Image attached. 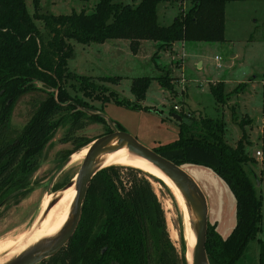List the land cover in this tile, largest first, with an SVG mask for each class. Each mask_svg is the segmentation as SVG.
Instances as JSON below:
<instances>
[{
	"label": "trees",
	"instance_id": "16d2710c",
	"mask_svg": "<svg viewBox=\"0 0 264 264\" xmlns=\"http://www.w3.org/2000/svg\"><path fill=\"white\" fill-rule=\"evenodd\" d=\"M41 1L33 0L35 10L31 12L26 0H0V207L34 188L32 177L59 126L88 115L81 106L93 108L83 97L71 93L66 85L69 80L76 79L85 94L104 102L114 97L111 90L105 93L107 85L69 68L74 50L71 39L89 43L127 38L133 51L145 39L159 41L160 47H172L179 40H223L226 5L232 0H191V6L169 24L159 22L157 6L162 0H140L137 4L98 0L92 11L73 9L69 13L41 12ZM37 19L45 22V30L38 26ZM102 78L117 80L119 76ZM151 78H134L132 90L138 99L144 98ZM159 78L171 82L168 76ZM244 84L239 83L236 90ZM224 85L223 80L211 83V91L222 103L228 97ZM38 88L47 95L22 130L12 135L10 116L16 100ZM65 108L68 111L57 115ZM178 113L183 117L179 136L154 148L183 166L186 162L209 166L228 184L236 199V223L223 236L216 223L209 221L206 249L211 264H238L249 240L261 229L262 219L261 198L253 180L256 159L245 151L247 132L244 129L242 138L232 145L225 140L222 118ZM90 117L108 123L99 113ZM241 124L244 126V122ZM117 179L118 164L107 165L93 176L79 224L67 244L64 264H110L113 258L130 264H152L156 196L151 188L143 189L137 183L128 188L122 185V189ZM182 246L183 262L188 264L185 240Z\"/></svg>",
	"mask_w": 264,
	"mask_h": 264
},
{
	"label": "rangeland",
	"instance_id": "374dc122",
	"mask_svg": "<svg viewBox=\"0 0 264 264\" xmlns=\"http://www.w3.org/2000/svg\"><path fill=\"white\" fill-rule=\"evenodd\" d=\"M26 1L29 10L34 12L33 0ZM97 1L42 0L41 12L92 11ZM121 1L137 4L140 0ZM190 6L191 0H162L157 6L159 22L171 23ZM225 13L223 40H187L185 43L179 40L172 47H160L159 41L145 39L137 51H133L131 40L127 38L89 43L71 39L74 50L69 59V68L107 85L105 93L111 90L114 97L104 102L100 97L87 95L76 79L69 80L66 85L74 96L83 97L93 105V108H88L90 111H102L150 147L179 136V121L173 116L179 111L197 118H222L225 122V140L232 145L242 138L245 129V151L256 159L252 165L255 173L253 180L257 195L261 198L262 219L261 229L249 240L238 264H264V0L228 1ZM36 22L41 30L46 29L43 20L37 19ZM143 75L152 78L144 98L138 99L132 90V83L135 77ZM103 76H119V79L105 80ZM160 76H168L171 82L161 81ZM220 80L224 81V90L228 94L225 103L219 102L211 91V83ZM241 82L245 83L244 87L236 90ZM46 95L45 90L38 88L27 91L16 100L10 116L12 135L16 136L22 130ZM175 104L179 105L178 110H175ZM66 111L68 108L60 110L57 115ZM90 114L93 113L88 112L78 120L59 126L46 145L32 177L34 188L20 199H12L0 207V239L11 240L19 230L30 228L46 198L44 194L49 179L57 167L71 152L88 145L90 139L108 132V123L94 119ZM241 122H244V126ZM258 149L263 151L262 156L257 154ZM83 158L66 162L53 180V189L62 187L75 176ZM184 166L202 186L208 199L210 216L218 221V230L227 236L236 222L234 193L211 167L189 162ZM118 168L117 183L121 187H132L137 183L143 189L151 188L156 196L157 205L153 215L155 232H152L150 251L153 254L152 264H184V210L169 186L144 169V172L138 173L125 164H118ZM67 244L38 264H64V259L68 258Z\"/></svg>",
	"mask_w": 264,
	"mask_h": 264
},
{
	"label": "water",
	"instance_id": "95a60500",
	"mask_svg": "<svg viewBox=\"0 0 264 264\" xmlns=\"http://www.w3.org/2000/svg\"><path fill=\"white\" fill-rule=\"evenodd\" d=\"M42 85L51 89L47 84L42 83ZM81 107L87 112L103 115L111 126V130L95 137L87 143L89 145L88 150L82 160L81 166L69 182L60 188L53 189L52 183L54 178L65 166L66 162L70 161V156L74 151L57 167L49 179L48 192L65 191L72 185L76 188V196L70 208L67 220L58 232L35 241L2 264H37L62 249L70 240L79 224L84 200L93 176L98 170L107 166L104 162L108 153L122 148H127L145 157L174 181L185 199L193 231L195 233V245L192 254L193 259L190 261L186 255L187 262L188 264H211L206 249L209 226V203L197 179L185 168V166L178 164L173 159L157 151L154 147L146 145L131 132L119 128L117 124L102 111L93 112L84 106ZM173 116L178 121H181L183 118L179 113H174ZM59 198L60 196L58 195L51 201L50 206L45 211V215Z\"/></svg>",
	"mask_w": 264,
	"mask_h": 264
},
{
	"label": "bare ground",
	"instance_id": "6f19581e",
	"mask_svg": "<svg viewBox=\"0 0 264 264\" xmlns=\"http://www.w3.org/2000/svg\"><path fill=\"white\" fill-rule=\"evenodd\" d=\"M88 146L89 145H86L83 148L73 152L70 156V161L76 162L83 158L88 150ZM104 164L132 165L151 172L166 182L178 200V203L184 210L185 237L187 245L186 255L189 260L192 261L193 248L195 245V233L193 231L191 218L185 199L174 181L160 169H158L154 164H152L148 159L127 148H122L108 153ZM58 195L60 196L59 200L49 209L45 215V211L50 206L51 201ZM75 196L76 188L74 185L68 187L65 191H57L53 193L47 191L44 194L45 199L41 203L40 210L33 221L32 226L23 231L19 230V233L17 232V236L11 240L2 239L4 237L0 239V264L6 262L10 257L18 254L35 241L51 236L58 232V230H60L67 220ZM188 251H190V254Z\"/></svg>",
	"mask_w": 264,
	"mask_h": 264
},
{
	"label": "flooded vegetation",
	"instance_id": "af4514ba",
	"mask_svg": "<svg viewBox=\"0 0 264 264\" xmlns=\"http://www.w3.org/2000/svg\"><path fill=\"white\" fill-rule=\"evenodd\" d=\"M130 263H132V262H130V261L123 262L122 260H117L114 258L110 260V264H130Z\"/></svg>",
	"mask_w": 264,
	"mask_h": 264
},
{
	"label": "crops",
	"instance_id": "0c3cea01",
	"mask_svg": "<svg viewBox=\"0 0 264 264\" xmlns=\"http://www.w3.org/2000/svg\"><path fill=\"white\" fill-rule=\"evenodd\" d=\"M183 43H185V41H183ZM210 220H211L213 223H216V225H217V229H218V224H219V223H218V221H216V220H214L213 218H211V216H210V211H209V221H210ZM235 223H236V222H235ZM234 225H235V224H234ZM234 225L232 226V228L234 227ZM232 228H231V230H232ZM231 230H230V232H231ZM218 231H219V230H218ZM219 232H220V231H219ZM230 232H229V233H230ZM220 233H221V232H220ZM229 233H228V234H229ZM221 234H222V233H221ZM222 235H223V234H222ZM223 236H226V235H223Z\"/></svg>",
	"mask_w": 264,
	"mask_h": 264
},
{
	"label": "built area",
	"instance_id": "2783aa9c",
	"mask_svg": "<svg viewBox=\"0 0 264 264\" xmlns=\"http://www.w3.org/2000/svg\"><path fill=\"white\" fill-rule=\"evenodd\" d=\"M174 108L178 110L179 109V105L178 104H175ZM257 154L260 155V156H262L263 155V151L261 149H258L257 150Z\"/></svg>",
	"mask_w": 264,
	"mask_h": 264
}]
</instances>
